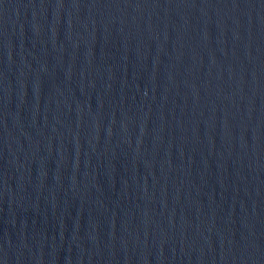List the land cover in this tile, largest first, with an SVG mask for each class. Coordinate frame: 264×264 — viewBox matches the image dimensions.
<instances>
[{
    "label": "water",
    "instance_id": "95a60500",
    "mask_svg": "<svg viewBox=\"0 0 264 264\" xmlns=\"http://www.w3.org/2000/svg\"><path fill=\"white\" fill-rule=\"evenodd\" d=\"M0 264H264V0H0Z\"/></svg>",
    "mask_w": 264,
    "mask_h": 264
}]
</instances>
